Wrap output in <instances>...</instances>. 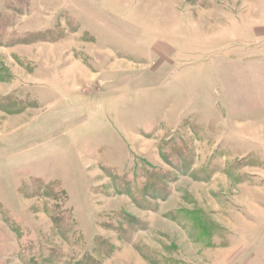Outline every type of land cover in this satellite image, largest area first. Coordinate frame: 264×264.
Segmentation results:
<instances>
[{"label":"rangeland","instance_id":"374dc122","mask_svg":"<svg viewBox=\"0 0 264 264\" xmlns=\"http://www.w3.org/2000/svg\"><path fill=\"white\" fill-rule=\"evenodd\" d=\"M0 264H264V0H0Z\"/></svg>","mask_w":264,"mask_h":264}]
</instances>
